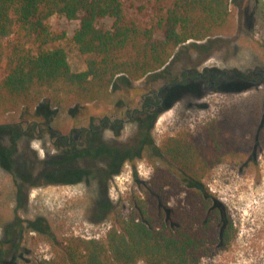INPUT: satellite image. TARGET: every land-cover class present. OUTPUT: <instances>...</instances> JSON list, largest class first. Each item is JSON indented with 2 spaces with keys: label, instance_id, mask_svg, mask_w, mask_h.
Listing matches in <instances>:
<instances>
[{
  "label": "trees",
  "instance_id": "trees-1",
  "mask_svg": "<svg viewBox=\"0 0 264 264\" xmlns=\"http://www.w3.org/2000/svg\"><path fill=\"white\" fill-rule=\"evenodd\" d=\"M231 3L0 0V111L92 102L116 82L130 87L132 81L165 75L166 65L186 43L222 34L232 17ZM53 16L78 22L71 41L84 57L83 71L70 68L60 44L65 32L47 23ZM153 114L148 128L139 131L143 143L156 120ZM39 115L35 112L32 118ZM236 127L234 121H215L198 133L166 137L159 148L165 165L155 166L148 180L137 182L126 214L102 238L66 237L56 244L51 258L28 264H202L226 250L236 229L227 206L203 181L215 166L239 157ZM145 145L152 148L149 140ZM108 149L98 156L106 169L124 150ZM10 155L0 146V165L15 173V186L21 191L76 183L88 174L77 165L80 159H90L83 149L75 158L60 151L42 160L36 174L28 158L15 161Z\"/></svg>",
  "mask_w": 264,
  "mask_h": 264
},
{
  "label": "rangeland",
  "instance_id": "rangeland-1",
  "mask_svg": "<svg viewBox=\"0 0 264 264\" xmlns=\"http://www.w3.org/2000/svg\"><path fill=\"white\" fill-rule=\"evenodd\" d=\"M230 9L232 17L222 34L186 43L166 65L165 75L132 81L130 87L116 82L92 102L80 101L64 108L53 104L47 111L43 106L0 111V126L37 121L67 132L87 126L90 117L110 116L125 104L140 108L146 99L157 105V117L148 136L152 148L145 145L138 157L125 161L120 172L105 181L93 173L106 168L104 162L80 159L78 167L88 173L81 181L25 187V204L18 209L16 175L0 165V264L49 259L56 244L69 236L102 238L126 214L128 198L137 191V182L148 180L155 166L165 165L159 151L162 141L183 132L198 133L215 121L237 124L239 157L215 166L203 184L227 206L236 237L226 250L204 259L202 264H264V82L232 81L233 76L248 80L253 72L264 69V0H232ZM47 23L52 30L65 32L60 44L67 52L70 68L83 71L84 57L71 41L78 22L53 16ZM206 71L226 74V80L211 84L213 79L207 76L196 78ZM184 73L192 79L186 82ZM155 94L157 99L153 98ZM35 112L40 115L34 119ZM120 118L125 121L121 129L119 123L115 130L107 123L102 130L103 143L128 146L138 139L137 123L127 122L125 115ZM38 134L14 138L7 131L0 132V146L8 149L15 161L28 158L35 174L41 171L42 160L60 155L46 131Z\"/></svg>",
  "mask_w": 264,
  "mask_h": 264
},
{
  "label": "flooded vegetation",
  "instance_id": "flooded-vegetation-1",
  "mask_svg": "<svg viewBox=\"0 0 264 264\" xmlns=\"http://www.w3.org/2000/svg\"><path fill=\"white\" fill-rule=\"evenodd\" d=\"M251 75L252 76L248 80L239 76H233L232 81H239L242 84L246 82L248 84H257L264 82V69L257 70V72H253ZM183 76L186 82L192 79L190 78L191 76L188 73H184ZM205 76H207V78L209 79H213V82H210L211 84L216 82L220 83L226 80V74L218 75L215 72L207 71L203 72L202 74L196 75V78L199 80H203ZM153 98L157 99L158 94H155ZM156 109L157 105L153 104L149 100L144 99L140 108L135 107L131 109L130 105L125 104L122 107L116 108L115 112L110 114V116L104 115L101 118L90 117L87 126L81 125L79 127H74L69 129L67 132H63L61 130H53V128L46 125L45 123L37 121H25L13 126H0V132L5 133V131H7L16 138V136L21 135L31 136L38 133V135H40L42 132L46 131L48 135L52 139H54V145L58 147L62 154L65 153L70 155V157L75 158L76 155L74 154H77L79 150L83 149L87 153L86 157H89L92 161H95L98 160V156H100L101 153L103 154L105 153V151L109 152L108 148L110 145L103 143L101 138V133H103L102 130H105V128L107 127V123L110 124L112 130H115L117 124L119 123L118 129H121L125 121L120 117L125 115L129 118L127 119V122L133 121L137 123L139 130H146L150 125V121L153 118V113H155ZM24 125L26 126V130L23 128ZM146 140L147 142L143 143L140 139H137L134 143H131L128 146L119 147L118 145H113V147L116 149H124L121 150L122 158L120 159L118 155H115V163L113 162V164L109 165L107 169L104 168L102 170H94V176L96 178H99L101 181H105L107 178L118 174L125 161H131L133 158L140 155L142 146L148 143V138H146ZM138 151L140 153H138ZM96 153L97 155H95ZM115 154H117L116 151ZM30 187L32 186H29L28 188ZM24 199L25 192L16 188L15 200L18 204V209L25 204ZM15 222H18L15 223L16 225L19 224V220H16ZM37 222L39 223L40 221L38 220Z\"/></svg>",
  "mask_w": 264,
  "mask_h": 264
}]
</instances>
